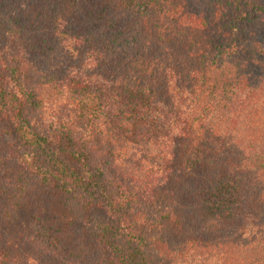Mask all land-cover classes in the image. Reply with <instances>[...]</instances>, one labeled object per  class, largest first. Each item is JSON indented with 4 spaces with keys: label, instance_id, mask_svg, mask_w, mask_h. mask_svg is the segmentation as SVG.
Listing matches in <instances>:
<instances>
[{
    "label": "trees",
    "instance_id": "16d2710c",
    "mask_svg": "<svg viewBox=\"0 0 264 264\" xmlns=\"http://www.w3.org/2000/svg\"><path fill=\"white\" fill-rule=\"evenodd\" d=\"M0 264H264V0H0Z\"/></svg>",
    "mask_w": 264,
    "mask_h": 264
}]
</instances>
